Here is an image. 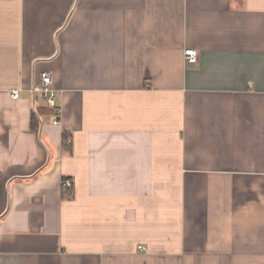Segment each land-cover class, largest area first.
I'll list each match as a JSON object with an SVG mask.
<instances>
[{
  "label": "crops",
  "instance_id": "0c3cea01",
  "mask_svg": "<svg viewBox=\"0 0 264 264\" xmlns=\"http://www.w3.org/2000/svg\"><path fill=\"white\" fill-rule=\"evenodd\" d=\"M0 264H264V0H0Z\"/></svg>",
  "mask_w": 264,
  "mask_h": 264
},
{
  "label": "built area",
  "instance_id": "2783aa9c",
  "mask_svg": "<svg viewBox=\"0 0 264 264\" xmlns=\"http://www.w3.org/2000/svg\"><path fill=\"white\" fill-rule=\"evenodd\" d=\"M184 55L189 63H196L198 61L199 53L197 49H187L184 51ZM33 92L40 95L44 99L45 105L55 111L56 116L53 120V123H60V115L62 110L57 104V92L53 88V75L51 72L44 71L40 74L39 80L33 87ZM12 97L13 99H18V91H13ZM64 185L68 188H73V182L71 180L66 179L64 181ZM139 248L142 249V246Z\"/></svg>",
  "mask_w": 264,
  "mask_h": 264
},
{
  "label": "trees",
  "instance_id": "16d2710c",
  "mask_svg": "<svg viewBox=\"0 0 264 264\" xmlns=\"http://www.w3.org/2000/svg\"><path fill=\"white\" fill-rule=\"evenodd\" d=\"M70 140L71 139H68L66 133H64V145L68 146ZM70 143L72 144V141H70ZM63 180L65 181V179H63ZM64 181H63V198L64 199H73V197H74V189L66 187L64 185Z\"/></svg>",
  "mask_w": 264,
  "mask_h": 264
}]
</instances>
